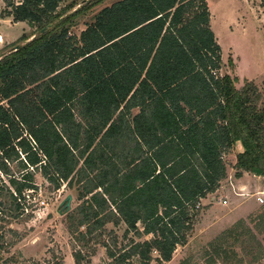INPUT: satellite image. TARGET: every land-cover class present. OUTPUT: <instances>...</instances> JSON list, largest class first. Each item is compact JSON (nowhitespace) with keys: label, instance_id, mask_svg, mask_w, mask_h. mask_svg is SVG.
Segmentation results:
<instances>
[{"label":"trees","instance_id":"16d2710c","mask_svg":"<svg viewBox=\"0 0 264 264\" xmlns=\"http://www.w3.org/2000/svg\"><path fill=\"white\" fill-rule=\"evenodd\" d=\"M60 2L10 0L5 10L39 28L0 58V171L10 173L11 159L21 166L9 213L33 215L40 169L57 188L78 183L80 206L69 216L80 214L84 236L124 221L153 236L123 259L139 254L148 264L156 250L170 260L202 197L227 175L234 144L237 175H264L263 92L220 72L207 0H116L79 34L71 28L82 8L55 21ZM243 222L230 232L259 240ZM224 237L211 255L229 260Z\"/></svg>","mask_w":264,"mask_h":264},{"label":"rangeland","instance_id":"374dc122","mask_svg":"<svg viewBox=\"0 0 264 264\" xmlns=\"http://www.w3.org/2000/svg\"><path fill=\"white\" fill-rule=\"evenodd\" d=\"M9 1L0 0V31L9 32L13 39L0 42V58L39 32L38 25L28 20L14 21L6 14ZM114 1L61 0L57 11L59 18L55 21L81 7L83 13L75 19L77 23L71 28L79 34L95 20L97 12ZM207 1L211 26L222 47L220 72L230 74L237 87H242L249 80L255 82L264 97V0ZM239 149L240 146L234 144L225 155L227 175L221 179L218 188L219 197L225 195L228 203H219V197L203 199L186 243L177 245L170 260L161 259L154 250L148 264H264V220L260 218L264 213V201L257 199L260 191L264 194V175H248L245 180L251 190L243 189L238 179L240 176L236 173ZM9 168L10 173L0 171V208L5 216L0 219V264H143L141 255L132 254L123 259L121 253L129 250L135 241L152 237V233L127 231L124 221L118 224L109 221L103 229L84 236L82 232L87 224L78 225L80 214L74 219L69 216L80 206L78 183L69 186L64 182L57 188L40 169L34 170L39 185L38 190L33 191L35 212L33 215L12 217L9 213L13 206L10 178L11 174H20L21 166L11 159ZM69 193L73 195L72 206L65 210L60 203ZM242 220L246 228L253 229L261 244L248 233L237 238L235 232H230V228ZM243 230L242 227L239 229L240 232ZM223 233L226 234L224 244L230 250L229 260L224 254L218 257L211 255L212 242ZM111 250L116 256L111 254ZM76 253L80 254V259H77Z\"/></svg>","mask_w":264,"mask_h":264},{"label":"crops","instance_id":"0c3cea01","mask_svg":"<svg viewBox=\"0 0 264 264\" xmlns=\"http://www.w3.org/2000/svg\"><path fill=\"white\" fill-rule=\"evenodd\" d=\"M7 14V13H6ZM7 15H9L11 18H13V16L12 15H10V14H7ZM14 20V19H13ZM15 21V20H14ZM20 21V20H19ZM18 23V22H17ZM215 31V30H214ZM0 33H2V36H3V40H1L2 42H10L13 38H12V35L9 33V32H4V31H0ZM15 39V38H14ZM0 41V42H1ZM140 111V107L139 106H135V107H133L132 108V115L131 116H129V120L132 122V120H133V115H135L136 113H138ZM144 147H145V145H144ZM233 148V147H232ZM232 148H230L228 151H227V153L226 154H228L231 150H232ZM252 171H250V172H248V170L245 172L244 171V173H241V175H239L240 177L238 178L239 180H240V182L242 183V187H243V189H246V191H250L251 190V187L249 186V185H247V183H246V177L249 175V176H256L257 174L255 173V172H252ZM246 173V174H245ZM256 174V175H255ZM258 176V175H257ZM259 177V176H258ZM220 189V188H219ZM219 189H217L216 191H213L212 193H208L206 196H203L202 197V199H201V204H202V201H203V199H207V197L208 196H211L212 197V199H215V198H218L220 195H218V190ZM254 194V193H253ZM224 197H226L225 195H222V198H224ZM219 203H225V202H223L222 201V199H221V197H219ZM229 201V200H228ZM226 203H228V202H226ZM208 204V203H207Z\"/></svg>","mask_w":264,"mask_h":264},{"label":"water","instance_id":"95a60500","mask_svg":"<svg viewBox=\"0 0 264 264\" xmlns=\"http://www.w3.org/2000/svg\"><path fill=\"white\" fill-rule=\"evenodd\" d=\"M73 199L72 193H69L66 198L60 203V207H62L65 210H69L72 206L71 201ZM63 210H60L62 212Z\"/></svg>","mask_w":264,"mask_h":264},{"label":"built area","instance_id":"2783aa9c","mask_svg":"<svg viewBox=\"0 0 264 264\" xmlns=\"http://www.w3.org/2000/svg\"><path fill=\"white\" fill-rule=\"evenodd\" d=\"M1 40H3L2 33H0V41H1ZM263 195H264L263 192L260 191V194H258V196H257V199L260 200L261 202L264 201V196H263ZM221 199H222V201L225 202V203L228 202L227 197H224V198H221Z\"/></svg>","mask_w":264,"mask_h":264}]
</instances>
